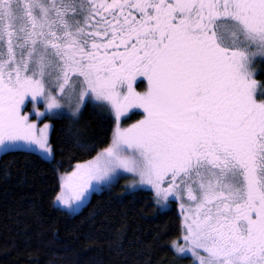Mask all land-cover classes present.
<instances>
[{
    "label": "snow or ice",
    "instance_id": "6c2138e0",
    "mask_svg": "<svg viewBox=\"0 0 264 264\" xmlns=\"http://www.w3.org/2000/svg\"><path fill=\"white\" fill-rule=\"evenodd\" d=\"M89 109L110 139L81 129ZM68 150L90 158L60 171ZM17 153L52 167L70 217L121 179L154 217L178 206L175 234L112 230L131 264H264V0H0V157Z\"/></svg>",
    "mask_w": 264,
    "mask_h": 264
},
{
    "label": "trees",
    "instance_id": "16d2710c",
    "mask_svg": "<svg viewBox=\"0 0 264 264\" xmlns=\"http://www.w3.org/2000/svg\"><path fill=\"white\" fill-rule=\"evenodd\" d=\"M139 118L132 113L124 124ZM60 127L57 122L56 128ZM80 127L93 140L97 136L110 139L111 131L105 129L99 109L85 111ZM50 136L56 139L57 132L51 131ZM16 155L15 160L11 155L0 157V174L5 161L11 162L8 181L4 182L0 176V264H125V257L131 264V250L126 248L123 254H118L111 247L113 229L126 230L129 240L139 237L147 241L160 228L175 234L179 223L176 207L163 217H154L155 209L145 207L146 200L141 198L147 193L137 194L135 200L125 196L121 181L111 193L93 195L79 215L67 216L50 203V190L58 180L52 167L35 157ZM89 158L87 154L68 150L57 156L63 162L57 167L70 171L78 161ZM93 209L98 214L90 220ZM152 257L153 264L173 261L171 252L164 249L153 248Z\"/></svg>",
    "mask_w": 264,
    "mask_h": 264
},
{
    "label": "rangeland",
    "instance_id": "374dc122",
    "mask_svg": "<svg viewBox=\"0 0 264 264\" xmlns=\"http://www.w3.org/2000/svg\"><path fill=\"white\" fill-rule=\"evenodd\" d=\"M133 112H129L128 114H126V117H128L130 114H132ZM51 123V122H50ZM133 123V122H132ZM122 124H123V126H127L126 124H124V118H122ZM50 134H51V131H50ZM121 182H122V185H123V189H124V187H125V185H126V180H124V179H121L120 180ZM176 209H177V211L179 212V208H178V206H176ZM168 264H173V261H169L168 262Z\"/></svg>",
    "mask_w": 264,
    "mask_h": 264
}]
</instances>
